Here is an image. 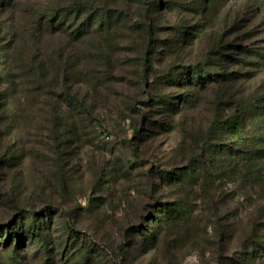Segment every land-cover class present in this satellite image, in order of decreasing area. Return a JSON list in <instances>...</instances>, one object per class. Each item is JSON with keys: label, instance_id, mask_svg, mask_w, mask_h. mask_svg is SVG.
Wrapping results in <instances>:
<instances>
[{"label": "rangeland", "instance_id": "374dc122", "mask_svg": "<svg viewBox=\"0 0 264 264\" xmlns=\"http://www.w3.org/2000/svg\"><path fill=\"white\" fill-rule=\"evenodd\" d=\"M52 1L64 13L75 5L85 8L69 16L74 26L67 23L54 34L44 30L47 56L53 44L57 52L74 41L65 34L92 13L111 9L120 19L81 27L74 41L88 60V79L72 88L90 111L76 131L67 119L54 134L48 99L33 91L39 90L33 76L20 79L16 62L10 61L17 78L0 85V92L5 86L12 94L9 111L15 113L6 130L0 128V264H214L218 221L227 214L237 222V236L228 240L235 249L242 230L261 218L263 200L258 194L242 195L232 181L215 175L182 197L161 176L178 172L218 137L232 142L220 130L222 123L221 133L215 128L233 114L235 102L264 91V72L246 81L204 86L172 83L170 74L200 61L212 69L216 64L218 70L231 69V61H217L220 56L212 49L220 46L236 56L238 51L228 46L236 40V26L238 43H255L264 52V0H18L6 16L12 29L6 39L30 40L26 55L43 34L35 14ZM149 23L160 42L144 62ZM249 31L255 35L251 40L243 37ZM167 102L176 105L174 111ZM177 197L189 214L184 228L162 232L153 246L141 245L137 228L152 223L147 221L159 202ZM45 208L50 220L39 217L41 235L29 232L27 217L20 224L25 211L34 215Z\"/></svg>", "mask_w": 264, "mask_h": 264}, {"label": "trees", "instance_id": "16d2710c", "mask_svg": "<svg viewBox=\"0 0 264 264\" xmlns=\"http://www.w3.org/2000/svg\"><path fill=\"white\" fill-rule=\"evenodd\" d=\"M19 4L18 0H0V85L15 82L14 79L17 77L13 73V69L9 68L14 66L10 61L16 62L19 69L16 75L20 79L21 77L25 78L26 75H32L35 85L39 89L33 91L48 99L46 103L50 108L51 120L56 128L54 134L60 133L65 128L64 121L67 119H72V129L76 131L77 125L82 124V119L89 118L90 111L80 99L79 94L72 88L73 84L88 79V73H85L88 60L81 51V47L79 48L74 41L82 35L80 34L81 27H89L92 22L99 24L104 22L107 25V23L119 20L120 17L117 16L116 11L111 9H107L101 14L92 13L82 26L65 34V36L73 35L74 41L69 39L65 44V49L57 50V52L54 51L53 44L51 55L47 56L46 49L42 47L44 30L54 34L58 29L63 31V27L67 23L74 26L75 22L70 23L69 16L74 11L78 15L85 8L84 5L80 7L75 5L66 9L64 13L62 12L64 10L54 7V1H52L49 7L41 8L35 14L37 17L35 26L43 34L37 36V40L33 42V46L26 55L27 42L30 40L25 41L22 38V40L14 39L9 42L6 39L12 30L6 18L7 13ZM234 30L235 39H240L237 34L238 27L236 26ZM187 33L186 31L181 33L183 40L187 37ZM245 33H243L245 39L251 40L255 37L253 31L247 32V35ZM146 34L148 43L142 56L144 62H147L150 57L152 58L160 42L153 38L151 23L146 26ZM3 40L7 42L2 43ZM236 40L228 44L230 48L238 51L234 57L223 53L220 46L212 49L214 55L222 57L217 58V61L227 60V58V61H231V69L218 70L220 64H216L217 68L212 69L204 61H200L194 66L182 67L185 70L181 72L171 73L170 81L175 84L179 82L189 86H204L206 83H235L238 79L246 81L259 77L264 72L263 49H259L255 43H252V46L244 45ZM23 45L25 49H23ZM21 49L24 52L20 53ZM25 56H30L29 62L25 61ZM234 67H239L244 71L234 70ZM49 74H52L51 79L48 78ZM244 94L245 92H242V95ZM12 97V94H8L7 88L4 86L0 92V128L3 129L2 131L6 130L7 119L15 116V113L9 111ZM167 104L170 111L175 110V104L173 107H170L172 103L167 102ZM66 107L74 108L75 113L69 114ZM234 110L231 116L219 122L220 124L218 123L215 128L219 133H221L220 130L228 132L233 139L232 142H222V139L218 137L217 142L204 146L203 154L191 157L190 163L181 167L178 172L172 174L167 171L165 175L161 176V179L174 193H179L182 197H189L196 187L202 186L204 182L211 179V175H215L220 179L232 181L242 195L252 197L258 194L264 202V91L255 92L238 100L235 102ZM221 123L222 126L219 130L218 126ZM135 131L136 133L140 132L136 129ZM185 209L184 200L181 197H177L172 202H159L158 206H155L152 218L147 221V223H152L147 228L145 225L137 228L138 242L145 247L153 246L162 232L166 231L165 233H167L176 228H184L183 221L189 215ZM32 213L34 215L28 210L22 213L19 216L20 224L27 217L30 225L29 232L41 235L44 227L43 220H40L39 217H47L46 221L49 222L47 208L32 211ZM42 213L44 214L42 215ZM259 213L262 215L261 218L252 223L250 221L249 228L242 230L238 236L240 243L235 249L229 247V241L232 237L237 236L239 231L237 222L230 220L227 214L218 221L214 264H258L257 259L264 260V232L262 233L264 230V203L259 208ZM71 231L76 233L73 229ZM259 264L263 263L259 262Z\"/></svg>", "mask_w": 264, "mask_h": 264}]
</instances>
